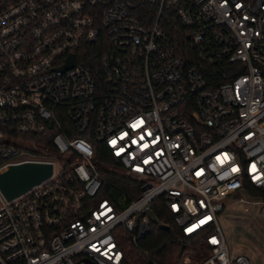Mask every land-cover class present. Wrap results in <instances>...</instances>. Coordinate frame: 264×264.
<instances>
[{
	"label": "built area",
	"instance_id": "2783aa9c",
	"mask_svg": "<svg viewBox=\"0 0 264 264\" xmlns=\"http://www.w3.org/2000/svg\"><path fill=\"white\" fill-rule=\"evenodd\" d=\"M171 13L199 62L178 54ZM205 63L231 69L210 84ZM30 161L53 173L0 190V264H131L154 252L156 204L180 264H252L218 216L247 181L264 225V0H0V171Z\"/></svg>",
	"mask_w": 264,
	"mask_h": 264
},
{
	"label": "trees",
	"instance_id": "16d2710c",
	"mask_svg": "<svg viewBox=\"0 0 264 264\" xmlns=\"http://www.w3.org/2000/svg\"><path fill=\"white\" fill-rule=\"evenodd\" d=\"M152 17V15H151ZM165 22V21H164ZM165 29L169 32L171 35L176 50L178 54H180L187 64H191L194 62H199L197 51L194 47V45L190 42L188 37L186 36L185 30L178 21V18L174 16V13L170 14V18L166 20L164 23ZM85 46H101L99 44L94 45H85ZM102 50L99 49V52L97 51V54L95 55V61L100 56V52ZM87 65H90L89 62H87ZM204 75L209 80L210 84H217L222 81H224L226 78H224V74H228L227 72L229 69H231L228 65H213V64H204ZM54 134V131H49L44 135V144L49 145V147H52L51 142V136ZM94 149H95V160L99 164H110L112 163V159L110 158L108 151L102 142L94 141ZM104 178L106 180H109L111 185H117L124 183V178L121 175H117L110 172H104ZM245 187L250 191L253 195H262V192L258 190H254V188L245 181ZM154 213L156 217L159 219L161 223H168L171 227L169 231L161 229L158 225H153L150 235L147 237V240L144 241L140 249H154V252L152 251L151 255L149 257H144L142 255V251L136 248H132V256L130 258L131 264H139L142 261H146L148 258L155 259L159 264H180L182 257L184 255V252L188 249L186 246H182L181 243L176 242L175 240V234L177 233L174 229L171 220L165 215L164 210L157 206V204L154 206ZM198 259L202 260L204 256L200 255L199 252V243H195ZM201 248V247H200Z\"/></svg>",
	"mask_w": 264,
	"mask_h": 264
},
{
	"label": "rangeland",
	"instance_id": "374dc122",
	"mask_svg": "<svg viewBox=\"0 0 264 264\" xmlns=\"http://www.w3.org/2000/svg\"><path fill=\"white\" fill-rule=\"evenodd\" d=\"M59 170L60 162L57 155L53 158ZM233 194L226 202V207L218 216L228 246L233 253L244 252L251 259L252 264H264V225L258 213V207L246 201L257 200L258 197L248 190Z\"/></svg>",
	"mask_w": 264,
	"mask_h": 264
},
{
	"label": "water",
	"instance_id": "95a60500",
	"mask_svg": "<svg viewBox=\"0 0 264 264\" xmlns=\"http://www.w3.org/2000/svg\"><path fill=\"white\" fill-rule=\"evenodd\" d=\"M71 64L74 60L71 56ZM53 173V164L48 162H23L11 164L5 171H0V190L8 201H11L40 184ZM152 221L163 230H169L154 212L150 213Z\"/></svg>",
	"mask_w": 264,
	"mask_h": 264
},
{
	"label": "snow or ice",
	"instance_id": "6c2138e0",
	"mask_svg": "<svg viewBox=\"0 0 264 264\" xmlns=\"http://www.w3.org/2000/svg\"><path fill=\"white\" fill-rule=\"evenodd\" d=\"M235 171V169H233ZM201 223H204V221H201Z\"/></svg>",
	"mask_w": 264,
	"mask_h": 264
}]
</instances>
